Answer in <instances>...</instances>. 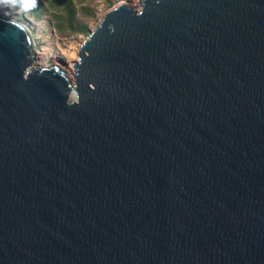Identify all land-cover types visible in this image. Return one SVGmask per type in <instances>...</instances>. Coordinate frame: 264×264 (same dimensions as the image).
Here are the masks:
<instances>
[{
	"label": "water",
	"instance_id": "obj_1",
	"mask_svg": "<svg viewBox=\"0 0 264 264\" xmlns=\"http://www.w3.org/2000/svg\"><path fill=\"white\" fill-rule=\"evenodd\" d=\"M35 45L0 11V264H264V0L119 2L72 77Z\"/></svg>",
	"mask_w": 264,
	"mask_h": 264
},
{
	"label": "rangeland",
	"instance_id": "obj_2",
	"mask_svg": "<svg viewBox=\"0 0 264 264\" xmlns=\"http://www.w3.org/2000/svg\"><path fill=\"white\" fill-rule=\"evenodd\" d=\"M68 1H72L75 12L73 26L69 23L64 0L53 5V0H44V10L41 13L33 8L35 4L21 5L23 0H0V11L27 23L31 28L36 42L32 66L44 67L57 63L72 77L75 72L73 64L79 59V45L99 24L102 14L110 8L108 1L115 5L123 1L135 4L140 0ZM82 26H87L90 31H81Z\"/></svg>",
	"mask_w": 264,
	"mask_h": 264
},
{
	"label": "trees",
	"instance_id": "obj_3",
	"mask_svg": "<svg viewBox=\"0 0 264 264\" xmlns=\"http://www.w3.org/2000/svg\"><path fill=\"white\" fill-rule=\"evenodd\" d=\"M58 1L59 0H53V2H51V4L53 5L55 2H58ZM67 1L68 0H64L65 8H66L67 16L69 17V23L71 24V26H73L74 18H75L73 3H72V1H68V2ZM21 5H23V3H21ZM108 5H109V7L113 6L111 1H108ZM33 8L37 9L38 12L41 13L44 10V0H36V3H35ZM80 30L83 32H89L90 31V29L87 26L80 27Z\"/></svg>",
	"mask_w": 264,
	"mask_h": 264
},
{
	"label": "clouds",
	"instance_id": "obj_4",
	"mask_svg": "<svg viewBox=\"0 0 264 264\" xmlns=\"http://www.w3.org/2000/svg\"><path fill=\"white\" fill-rule=\"evenodd\" d=\"M36 3V0H23L25 6H33Z\"/></svg>",
	"mask_w": 264,
	"mask_h": 264
},
{
	"label": "bare ground",
	"instance_id": "obj_5",
	"mask_svg": "<svg viewBox=\"0 0 264 264\" xmlns=\"http://www.w3.org/2000/svg\"><path fill=\"white\" fill-rule=\"evenodd\" d=\"M9 16H11V15H9ZM28 28H29V30L31 31V28L28 26ZM73 96H75V93L73 92V94H72Z\"/></svg>",
	"mask_w": 264,
	"mask_h": 264
}]
</instances>
